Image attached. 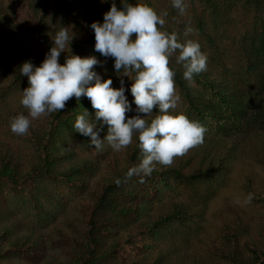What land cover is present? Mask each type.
I'll return each mask as SVG.
<instances>
[{
  "label": "trees",
  "instance_id": "1",
  "mask_svg": "<svg viewBox=\"0 0 264 264\" xmlns=\"http://www.w3.org/2000/svg\"><path fill=\"white\" fill-rule=\"evenodd\" d=\"M199 1L203 8L191 28L187 23L175 28L168 25L176 23L181 16L173 7L171 14L167 12L164 17L163 30L177 33L183 42L185 31L191 29L187 39L198 41L202 52L210 50L219 57L206 54L207 70L194 77L192 86L183 78V67L174 57L170 60V67L176 72L175 87L184 103L180 109L206 128L203 143L176 157L171 166L156 165V170L143 183L135 176L127 180V170L142 159L138 138L134 136L132 143L121 152L113 151L107 142L98 151L88 137L74 129L76 117L85 109L90 118L95 119L96 110L87 97L79 101L73 97L63 110L48 115L49 128L40 132L34 131L31 125L29 134L34 145L30 152H14L11 145L0 138V177H7L14 185L34 178L41 182L40 185L37 182V192L44 195H48L50 186L60 181L77 183L84 191L77 201L75 219L63 216L74 231L68 233L54 226L59 239L70 246V254H65L64 258L54 256L48 264H113L124 250L131 252L122 259L124 264H264V221L255 218L252 207L249 212L227 204L230 214L221 215V226H217V232H212V221L205 216V204L196 201L201 195L198 189L204 185L211 186L210 191L215 192L217 185L224 182L223 172L239 157L253 159L264 168V0ZM130 2L146 3L158 13L166 8L160 0ZM111 4L112 0H0V91L8 93L28 83V78L20 73V66L25 61L38 66L61 27H67L74 39L70 48L61 53L60 63L71 54L95 55L103 65H98L96 71L104 79L120 75L114 70L113 58L94 51L95 36L90 28L93 21H103ZM116 4L120 7V0H116ZM233 9L253 11L254 19L249 30L234 28L232 31L240 32V38L236 42L231 38V44L223 47V41L217 42L215 38L230 21L235 26L237 18L232 15ZM36 43L39 45L35 46ZM229 49L230 53L242 57L239 65L233 62L228 66L224 62L223 72H227V78L214 69L212 62L223 61L221 51L229 53ZM235 69L237 73L242 70L249 79L245 80L240 74L236 76ZM156 114L154 112L153 116ZM7 125L6 122L4 127ZM244 125L247 128H243ZM238 130L239 134L242 132L240 137L236 133L226 135L228 131ZM106 134L105 125L101 138ZM73 146L94 153L103 164L98 167L87 156L76 154ZM117 179L121 180L119 185L115 183ZM252 183L248 178L244 188L264 203L262 189L256 190ZM181 184L192 190L189 201L174 199L172 193L179 190ZM33 196L37 200L40 197L39 194ZM3 229L14 233L13 226ZM43 238L35 230L23 232L5 248L20 250L36 245V253L44 245Z\"/></svg>",
  "mask_w": 264,
  "mask_h": 264
},
{
  "label": "clouds",
  "instance_id": "2",
  "mask_svg": "<svg viewBox=\"0 0 264 264\" xmlns=\"http://www.w3.org/2000/svg\"><path fill=\"white\" fill-rule=\"evenodd\" d=\"M120 4L118 7L112 0L103 21H93L90 28L95 36L94 51L113 58L115 72L131 79L136 114L126 118L133 108L125 95L124 81L121 79L120 87L114 88L111 77L104 79L96 71L98 65L103 66L97 56L71 54L64 63L59 62L61 53L70 48L74 39L67 27H61L38 66L31 61L20 66L21 75L28 78L20 101L27 115H16L10 129L18 136L28 135L32 120L60 112L73 97L77 101L87 97L96 110L95 119L85 109L76 117L75 132L88 137L98 151L107 142L113 151L121 152L136 136L142 159L127 170L125 178L139 177L138 182L143 183L156 165L171 166L176 157L203 143L206 128L179 107L176 72L170 67V60L174 57L183 67V78L192 86L194 77L207 70L208 57L198 41L187 39L191 29L185 31L183 42L177 33L163 30L166 11L158 13L146 3L133 4L130 0H120ZM172 7L183 14L185 0H172ZM154 112L158 114L153 116ZM105 125L107 134L101 138ZM115 183L119 185L121 180ZM252 199L249 194L247 202Z\"/></svg>",
  "mask_w": 264,
  "mask_h": 264
},
{
  "label": "rangeland",
  "instance_id": "3",
  "mask_svg": "<svg viewBox=\"0 0 264 264\" xmlns=\"http://www.w3.org/2000/svg\"><path fill=\"white\" fill-rule=\"evenodd\" d=\"M161 4L166 6V12H170L172 9V0H160ZM186 9L183 14L176 20V23L169 22L168 25L175 28L181 24L187 23L188 27L191 26L195 18L201 14V5L199 0H185ZM235 10V9H233ZM171 14V12H170ZM237 19L235 26L233 21H230V25L226 26L223 31H219L217 37L215 38L218 42L222 40V46L231 44V38H234L235 42L240 38V32L232 31L235 30H244L250 29L254 12H244L241 9L235 10L232 12ZM246 27V28H245ZM191 28V27H189ZM237 31V30H236ZM226 32V33H225ZM216 35V32L215 34ZM226 36V38H224ZM234 36V37H233ZM204 42V39H203ZM206 42V41H205ZM204 42V45L206 43ZM33 44V43H32ZM35 46L39 43L34 44ZM33 46V45H31ZM229 53L225 50H222L223 56L220 57L224 59L214 60L212 66L218 72L224 74L227 78V72H223L224 65L227 63L228 66H231V63H236L239 65L241 55ZM210 53V56L213 58L216 57V53H211L210 50H207L205 54ZM226 62V63H224ZM235 74L237 69L234 70ZM242 75L245 80H248V76L241 72L237 73L236 76ZM110 77V76H109ZM113 86L115 88L120 87L121 79H123L127 96L130 103H132L133 111L127 117L134 116L136 105L134 104L133 96L130 92L131 79L127 76L117 75L112 76ZM28 87V83L20 84L13 88L8 93H2L0 91V138L7 145H11L12 150L19 151L20 154H25L32 150L34 145L33 137L28 134V136H18L12 133L10 129V123L16 115L24 113L27 115V109L20 103L22 98V91ZM176 88V87H175ZM177 93L180 95V104L179 107H183V101L181 93L178 88H176ZM8 123L7 127H4V124ZM34 131H40L50 127V117L42 116L38 119L32 120L31 123ZM243 128H247L245 125ZM236 136H241L242 132L239 130L237 132L228 131L226 135L234 134ZM75 153L82 156H87V158L92 159L98 167L103 164V160L100 159L94 153H86L82 148L73 146ZM23 156V155H22ZM194 169L197 168V165L194 164ZM228 170V171H227ZM223 172V181L218 184L215 192H211V186H202L198 189L200 192V197L196 199L199 203H204L206 206V219L212 221L210 226V231L217 232V226H221V215L230 214L227 204H233L234 206L243 207L248 209L252 207V214L256 219H262L264 221V203L255 199L251 202H247V196L251 193L247 192L244 188V182L247 179L253 180V187L256 190L262 189L264 193V168L255 163L253 159H246L245 157H239L229 169ZM40 185L41 182L37 181ZM37 182L34 178L23 179V181L18 182L17 185L10 183L5 176L0 177V235L4 232L3 229L6 226H13L14 233L6 231L0 237V264H48L47 261L52 259L54 256L56 258H64L65 254H70V246L62 242L59 239V232L54 229V226L61 228V230L71 233L74 229H71L63 220V216L68 219H75L77 216V201L83 194L82 186L77 183H68V182H56L49 188L48 195H44L41 192H37ZM259 184L261 186H259ZM179 190L173 191L175 200L189 201L192 194V190L188 185L181 184ZM33 194H39V199L37 200ZM171 194V195H172ZM213 194V195H212ZM44 211L41 214L38 212ZM50 215L49 218L45 215ZM220 215V216H219ZM40 216V218H38ZM219 216V217H218ZM48 220V221H47ZM77 223V222H75ZM83 228V227H82ZM35 230L37 233H40L41 236H44V245L41 246V250L35 253L36 245H28L26 248L20 250L7 249V245L15 237L19 236L21 233ZM40 239L38 240V242ZM27 245V244H25ZM131 254L129 250H124L121 254L113 260V264H124L122 259L128 257Z\"/></svg>",
  "mask_w": 264,
  "mask_h": 264
}]
</instances>
